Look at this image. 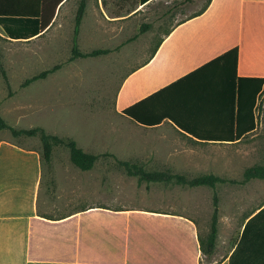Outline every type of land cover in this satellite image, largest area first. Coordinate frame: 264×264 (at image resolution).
<instances>
[{"label": "crops", "instance_id": "0c3cea01", "mask_svg": "<svg viewBox=\"0 0 264 264\" xmlns=\"http://www.w3.org/2000/svg\"><path fill=\"white\" fill-rule=\"evenodd\" d=\"M72 1L63 0L49 28L28 41L51 32ZM104 1L113 9L114 0H98L101 11L107 7ZM154 1L135 6L131 14ZM88 5L87 0L86 12ZM195 14L167 31L151 58L127 74L115 97L117 112L122 114L233 48L239 54L238 77L264 78V0H212L202 14ZM0 36L28 42L9 39L1 28ZM212 100L191 110V122L201 131L225 128L230 117L229 109ZM128 119L145 135L134 139L139 148L128 157L139 163L175 161L184 147L181 139L171 138L175 133L194 143L235 145L261 128L259 122L239 141L220 142L199 140L170 120L144 126ZM110 175L112 189L106 191L102 176L76 167L69 152L53 150L48 160L23 148L19 153L0 152V264H230L241 242L233 264H264V218L243 237L247 222L264 208V201L237 224L235 235L231 234L235 221L219 218L215 250L206 255L201 249L206 223L185 215L184 198L175 203L177 212L168 211L166 203L138 207L130 203L137 201L136 196L124 194L115 173Z\"/></svg>", "mask_w": 264, "mask_h": 264}, {"label": "rangeland", "instance_id": "374dc122", "mask_svg": "<svg viewBox=\"0 0 264 264\" xmlns=\"http://www.w3.org/2000/svg\"><path fill=\"white\" fill-rule=\"evenodd\" d=\"M209 0H155L135 14L113 18L116 10L98 7V0H88V10L75 36V16L79 1L70 4L68 12L42 38L15 42L0 36V116L17 129L43 127L47 133L73 138L88 153L99 155L92 169L102 178V188L112 189L110 181L120 182L124 194L135 195L138 207L169 204L168 211H178L177 201L184 198L185 215L206 223V238L212 218L213 196L219 197L220 218L234 220L232 235L245 217L264 201V180L254 179L241 184L246 168L264 162V92L259 99L257 115L261 122L254 137L235 144L194 143L181 133L183 152L173 162L139 163L129 154L139 147L133 144L144 137L131 121L117 112L115 97L129 72L146 62L156 51L162 37L179 21L202 10ZM118 10V9H117ZM123 14L125 12H122ZM149 25L143 29V26ZM74 45L82 52L109 49L97 57L69 61ZM62 68L45 79L29 85L25 81L51 69ZM1 68L8 76L3 77ZM1 153H19L20 149L43 154L39 137H15L10 130H0ZM54 152L68 154L64 146ZM119 161L144 165L148 170H166L187 175L213 173L229 180L216 190L206 187H180L160 183H139L119 166ZM230 181H237L232 183ZM145 201V202H144ZM162 208H159L161 210ZM166 209V208H165ZM227 226H222L226 229ZM224 233V231H223Z\"/></svg>", "mask_w": 264, "mask_h": 264}, {"label": "trees", "instance_id": "16d2710c", "mask_svg": "<svg viewBox=\"0 0 264 264\" xmlns=\"http://www.w3.org/2000/svg\"><path fill=\"white\" fill-rule=\"evenodd\" d=\"M62 1L0 0V28L11 40L28 41L49 28L56 9ZM149 1L114 0L116 10H114L115 12L112 15H116V17L129 15L135 10V6L143 5ZM195 1L185 0L187 3ZM211 1L209 0L207 5L194 16L202 14ZM104 4L107 6L106 1H104ZM128 6L131 8H126ZM86 7L87 0H81L75 16V36L78 34V30L83 22ZM122 12L125 13L123 14ZM148 27L149 25H145L142 30ZM158 46L159 44L157 48ZM109 52H111L109 49L82 52L77 45H74L69 61L77 58L97 57ZM238 57V49H230L178 81L125 109L122 114L144 126H155L164 120H170L180 130L199 140L239 141L254 132L260 122L257 108L260 96L264 92V78L238 77ZM60 68H62V64H57L51 69L27 79L24 85L26 86L45 79L49 74L56 72ZM1 71L5 81L9 83L5 70L1 68ZM210 98H213V103L218 104L219 107L229 109L230 117L229 119H225V128L214 131H201L191 122V110L207 104ZM262 112L261 122L264 125V110ZM0 130H10L15 137H39L43 145V155L47 160L50 158L55 147L64 146L68 149L73 164L81 170L93 169L99 159V155L85 152L75 139L49 134L41 126L17 129L10 126L0 116ZM118 164L123 167L129 176L137 177L139 183H160L188 187L206 186L216 190L219 185L229 181L213 173L188 177L185 174L174 173L169 169L148 170L145 166L130 161L118 160ZM254 179L264 180V162L263 164H256L246 168L240 183L245 184ZM230 182L237 183V181ZM219 208V197L215 192L210 231L205 239H201V249L206 255H211L215 250L220 218ZM262 218H264V208L260 209L249 219L245 226L243 237L248 233V228L260 225ZM240 245L242 246V242L238 245V248ZM238 248L232 254L230 264H233L232 261L238 252ZM245 264L250 263L246 262Z\"/></svg>", "mask_w": 264, "mask_h": 264}]
</instances>
